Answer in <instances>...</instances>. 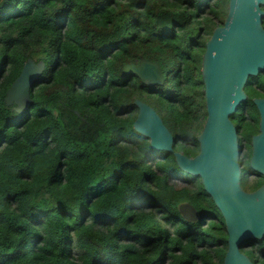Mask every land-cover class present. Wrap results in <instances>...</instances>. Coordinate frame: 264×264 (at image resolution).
I'll return each mask as SVG.
<instances>
[{"label":"trees","instance_id":"1","mask_svg":"<svg viewBox=\"0 0 264 264\" xmlns=\"http://www.w3.org/2000/svg\"><path fill=\"white\" fill-rule=\"evenodd\" d=\"M228 6L0 0V264H224V218L174 153H199L207 118L202 59ZM142 58L159 64L162 85L124 71ZM29 59L45 68L19 113L5 98ZM245 91L232 120L246 146L247 178L264 73ZM136 100L163 118L173 151L153 149L135 131ZM243 177L246 191L264 186L263 175ZM183 203L197 211L196 222L183 217ZM245 244L241 251L264 264V238Z\"/></svg>","mask_w":264,"mask_h":264},{"label":"water","instance_id":"2","mask_svg":"<svg viewBox=\"0 0 264 264\" xmlns=\"http://www.w3.org/2000/svg\"><path fill=\"white\" fill-rule=\"evenodd\" d=\"M264 0H229L228 14L206 43L202 59L207 118L197 137L199 153L189 157L175 152L182 171L201 179L204 190L212 198L225 221L228 250L224 264H254L244 254L245 242L264 238V186L253 192L241 185L243 144L233 115L247 101L245 91L250 78L264 73ZM45 64L29 59L19 77L7 91V105L16 104L21 113L31 103L30 91ZM124 71L136 74L143 84L158 86L164 82L161 67L142 58L139 64H126ZM253 103L260 116L259 133L251 140L250 168L264 176V98ZM138 115L134 129L150 140L155 150L173 151L174 136L157 111L136 100ZM189 222L199 218L188 203L179 205Z\"/></svg>","mask_w":264,"mask_h":264},{"label":"flooded vegetation","instance_id":"3","mask_svg":"<svg viewBox=\"0 0 264 264\" xmlns=\"http://www.w3.org/2000/svg\"><path fill=\"white\" fill-rule=\"evenodd\" d=\"M250 147H251V144H250ZM246 151V146L243 144V152L242 153H244ZM251 154H252V148H251ZM241 159V158H240ZM250 174V176H257V175H259L257 172H255V171H253V172H251V173H249ZM252 174V175H251ZM243 177V176H242ZM247 179H248V181L250 180L249 179V177H247Z\"/></svg>","mask_w":264,"mask_h":264},{"label":"rangeland","instance_id":"4","mask_svg":"<svg viewBox=\"0 0 264 264\" xmlns=\"http://www.w3.org/2000/svg\"><path fill=\"white\" fill-rule=\"evenodd\" d=\"M108 54H109V53H108ZM164 116H165V118H166V115H165V114H164ZM167 117H168V116H167ZM243 154H244V153H242L241 156H243ZM243 178H244V180L246 181L247 178H246V177H243ZM254 178H255L254 176H249V179H250V180H252V179H254ZM248 192H249V191H248Z\"/></svg>","mask_w":264,"mask_h":264}]
</instances>
